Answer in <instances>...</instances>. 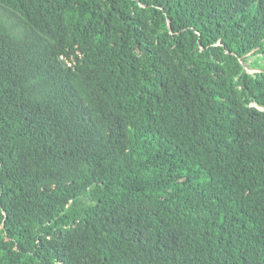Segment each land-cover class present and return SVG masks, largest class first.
<instances>
[{
  "label": "trees",
  "instance_id": "obj_1",
  "mask_svg": "<svg viewBox=\"0 0 264 264\" xmlns=\"http://www.w3.org/2000/svg\"><path fill=\"white\" fill-rule=\"evenodd\" d=\"M255 104L264 0H0V264H264Z\"/></svg>",
  "mask_w": 264,
  "mask_h": 264
},
{
  "label": "water",
  "instance_id": "obj_2",
  "mask_svg": "<svg viewBox=\"0 0 264 264\" xmlns=\"http://www.w3.org/2000/svg\"><path fill=\"white\" fill-rule=\"evenodd\" d=\"M254 106H257L261 111H264V108L259 107L257 104H255Z\"/></svg>",
  "mask_w": 264,
  "mask_h": 264
},
{
  "label": "rangeland",
  "instance_id": "obj_3",
  "mask_svg": "<svg viewBox=\"0 0 264 264\" xmlns=\"http://www.w3.org/2000/svg\"><path fill=\"white\" fill-rule=\"evenodd\" d=\"M253 73V72H252Z\"/></svg>",
  "mask_w": 264,
  "mask_h": 264
}]
</instances>
